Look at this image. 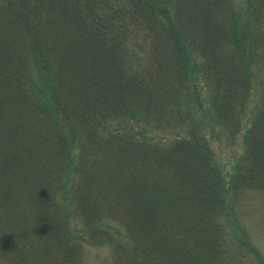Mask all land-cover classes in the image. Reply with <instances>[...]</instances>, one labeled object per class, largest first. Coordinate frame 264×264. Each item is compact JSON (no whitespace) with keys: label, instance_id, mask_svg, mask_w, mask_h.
I'll return each instance as SVG.
<instances>
[{"label":"trees","instance_id":"obj_1","mask_svg":"<svg viewBox=\"0 0 264 264\" xmlns=\"http://www.w3.org/2000/svg\"><path fill=\"white\" fill-rule=\"evenodd\" d=\"M236 6L0 0V264H264L235 212L264 196V89L229 194L205 135L235 138L264 68V0Z\"/></svg>","mask_w":264,"mask_h":264},{"label":"rangeland","instance_id":"obj_2","mask_svg":"<svg viewBox=\"0 0 264 264\" xmlns=\"http://www.w3.org/2000/svg\"><path fill=\"white\" fill-rule=\"evenodd\" d=\"M245 1L246 0H234L238 11L244 8ZM258 75L259 85L257 82L250 95L245 116L235 138L228 140L226 133L218 129L216 125L210 126L205 134L206 142H208L209 150L214 159L213 162L222 173L224 188L227 189L226 192H228V194L237 160L242 155L243 149L245 148L243 132L249 124L251 108L258 102L259 97L262 95V89H264V68H262V71ZM235 209L237 213L236 219L240 222V229L246 233L245 235L250 245L253 246L255 251L263 258L262 263H264V196L260 195L259 197L251 198L249 201L240 205L238 209L235 206ZM68 220H71V223L75 222L74 216L72 218L69 217ZM235 227L237 228V226L234 225V228ZM121 240L123 239L121 238ZM112 257L107 246L89 248L84 245L83 261L85 264H113L114 261ZM251 257L250 264H260V262L254 259L255 257Z\"/></svg>","mask_w":264,"mask_h":264}]
</instances>
